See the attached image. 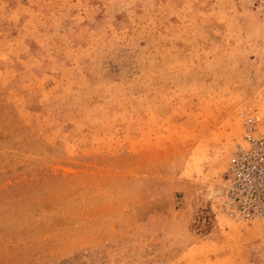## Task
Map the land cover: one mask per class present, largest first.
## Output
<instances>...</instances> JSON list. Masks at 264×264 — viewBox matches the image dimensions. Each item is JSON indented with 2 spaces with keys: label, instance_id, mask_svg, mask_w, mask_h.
<instances>
[{
  "label": "rangeland",
  "instance_id": "374dc122",
  "mask_svg": "<svg viewBox=\"0 0 264 264\" xmlns=\"http://www.w3.org/2000/svg\"><path fill=\"white\" fill-rule=\"evenodd\" d=\"M245 135L264 0H0V264H264Z\"/></svg>",
  "mask_w": 264,
  "mask_h": 264
},
{
  "label": "built area",
  "instance_id": "2783aa9c",
  "mask_svg": "<svg viewBox=\"0 0 264 264\" xmlns=\"http://www.w3.org/2000/svg\"><path fill=\"white\" fill-rule=\"evenodd\" d=\"M224 198L243 221L264 224V137L245 135L226 171Z\"/></svg>",
  "mask_w": 264,
  "mask_h": 264
}]
</instances>
